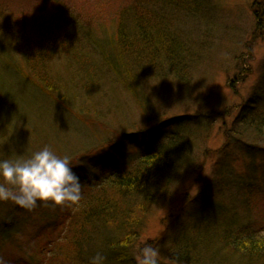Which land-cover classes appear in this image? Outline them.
I'll list each match as a JSON object with an SVG mask.
<instances>
[{
    "label": "trees",
    "instance_id": "1",
    "mask_svg": "<svg viewBox=\"0 0 264 264\" xmlns=\"http://www.w3.org/2000/svg\"><path fill=\"white\" fill-rule=\"evenodd\" d=\"M141 2L138 7H134L130 18L133 26L126 28L123 23L125 19L121 20L118 14L107 24L85 28L79 43H75L73 38H67L71 35L65 30L66 22L60 20L64 23V29L58 22V10L44 4L39 6L41 14L36 16L40 18L41 27L38 25L34 29L13 22L16 44L22 41L21 35L24 39L20 53L35 78H31V84L51 92L63 104H74V90L69 88L60 92L56 89V82L53 85L41 70L45 64L42 59L45 47H41L45 44L50 50L47 53L56 52L57 49L65 57H72L78 62L86 86L100 79L93 76L109 73L111 79L122 84L134 97L150 120L154 116L147 102L143 103L140 99L145 93L142 91L145 83L139 76L145 75L151 81H161L165 76L171 80L175 77L187 80L189 74H186V69L193 62L192 48L191 44L175 33L180 26H176L173 31L171 13L181 9L179 6L183 8V3L198 11L203 1ZM164 4L168 5V10ZM261 11L263 18L258 19L256 24L264 26V11ZM84 52L96 53L97 57H82ZM10 63L13 75L18 73L16 61L13 63L0 50V66ZM241 71L242 66L234 73L238 80ZM3 83L0 79V119L7 123L8 119L4 117L13 99L11 90ZM236 87H233V92L238 93ZM24 92L32 96L33 91ZM246 95V98L241 96L240 101L231 107H211L202 114L182 112L152 120L148 127L146 125L141 129L124 131L109 146L110 155L107 159H97L95 164L94 160H88L91 171L74 165L73 171L82 183V199L71 207L45 204L49 212H55L51 220L44 224L54 237L40 247L39 244L36 246L38 251L40 248L44 253L39 262L28 254L37 251L35 247L24 244L28 253L21 257L19 264L23 263L24 258L26 264H90L91 258L97 253L106 257L104 264H138L136 257L139 249L150 243H142L141 235L153 206L170 200L181 169L189 168L199 172L205 166L204 159L208 156L204 155L205 158L201 159L192 154L187 132L200 130L207 137V124L217 117L222 121L225 141L217 156L218 173L213 177L220 178L225 173H232L231 165L236 160L237 152L264 155V72L249 85ZM31 125L33 132H41L33 122ZM246 137L255 142L246 141ZM126 145H136L141 150L135 157L122 156ZM11 152L10 147L5 151L0 149V159L10 160ZM95 166L97 171H94ZM243 180L246 183H242ZM231 181H235V184L204 178L200 192L186 196L178 210L166 218L168 225L162 233H173L169 240L164 241L166 246V242H169L168 246L173 251L171 260L179 264H213V259L219 260L220 264L225 263L223 259L228 260L227 264H264V235L256 234L260 233V229L247 211L244 210L245 220L237 219L235 213V200L249 205L254 191L248 187L249 180L243 174ZM227 194L230 200L228 204L224 203V195ZM2 206L0 204V209ZM49 212L43 217H48ZM7 214V210L0 211V247L16 230L19 231L21 222L16 216L7 218ZM42 225L39 224L36 229ZM158 239L162 237L158 236ZM214 245L217 246L212 250ZM214 254L215 258H212ZM163 264L175 263L167 261Z\"/></svg>",
    "mask_w": 264,
    "mask_h": 264
},
{
    "label": "rangeland",
    "instance_id": "2",
    "mask_svg": "<svg viewBox=\"0 0 264 264\" xmlns=\"http://www.w3.org/2000/svg\"><path fill=\"white\" fill-rule=\"evenodd\" d=\"M43 1L46 0H0V50L13 63L16 61L18 70V73L13 75L11 63L0 66L1 82H5L11 90L13 99L11 102L13 104L9 106L10 109L4 117V119L7 117V123L0 119V149L2 151L8 147L12 149L10 160L27 159L32 153L47 146L60 156L67 155L72 164L91 171L88 160H94L93 164H95L97 159L99 161H102L103 157L107 159L110 155L109 146L113 145L122 132L141 129L146 125L148 127L152 120L182 112L202 114L211 107L215 109L231 107L240 101L241 96L247 97L249 85L264 72V26L256 24L258 19L263 18L261 9L264 11V0H202L198 11L183 3V8L179 6L181 9L172 11L171 26L174 32L176 26H180L179 31L175 33L183 38V41L191 44L193 62L188 65L190 68L186 69V74H189L186 76L187 80L176 77L171 80L165 76L161 81H151L145 75L139 76L145 83L144 88L142 87L145 93L140 99L143 103L147 102L154 117L149 120L134 97L122 84L111 79L109 73L93 76L100 79H97L98 82L95 81L93 85H87L90 86L88 88L78 62L72 57H65L64 53L57 49L56 52L47 53L50 50L48 45L44 44L41 48L45 47V53H41L45 64L42 65L41 70L50 82H56V89L58 88L60 92L69 88L75 92L74 104L66 105L58 101L51 92L31 84L33 83L31 78L34 80L35 78L32 77L29 66L26 67L27 64L20 53L24 39L21 35L22 41L16 44L12 23L34 29L38 25L41 27L40 18L36 16L41 14L39 6L44 4L50 6L48 7L50 9L58 10L60 16V19L57 18L58 22L64 29V23L60 22L64 20L67 24L65 30L71 35L67 38H73L75 43H79L85 28H96L101 23L107 24L118 17V14L121 20L125 19L123 23L126 28L133 26L130 18L134 7H138L142 2L141 0ZM166 4H164L165 9L168 10ZM57 46L61 49L59 45ZM82 55L94 59L97 57L96 53L94 55L91 52L87 54L84 52ZM240 66L242 71L238 80L234 77V73ZM235 86H238L236 87L238 93L233 92ZM26 90L33 91L32 96L24 92ZM212 115L216 116V114ZM214 119L207 124L208 132L205 134L207 137H204L203 131L200 130L186 133L191 141L192 154L200 156L201 159L205 158L204 155L208 156L204 159L205 166L199 172L189 168L181 169L170 200L154 205L146 221L141 242H150L148 244L155 246L159 253L158 264L167 261L179 264L171 260L174 254L168 246L169 242H166L167 246L164 243L173 233H162V231L168 225L166 218L178 210L186 196H194L200 192L204 178L209 181L215 178L218 182L230 181L231 184H235V181L231 180L239 174L247 177L248 187L254 191V194L249 205H243L235 200V213L237 219L245 220L244 210L247 211L250 219L260 229V233L256 234L264 235V155L253 156L237 152L236 160L232 161L231 165L232 173H225L220 178L213 177L218 173L217 156L225 141L223 123L218 117ZM31 122L41 132H33ZM246 138L248 142H255ZM124 149L122 156L135 157L141 147L126 145ZM96 168L97 166L94 171L98 170ZM242 183H246L245 180ZM224 198V203L228 204L230 202L228 194L224 195ZM0 202L3 205L0 211L7 210V218H11L12 215L21 221L18 226L19 231L12 232L11 238L9 237L10 239L0 247V257H3L6 264H19V260L22 261L21 257L28 253L23 245L28 244L33 245L37 250L33 251L34 254L30 252L28 254L34 261L39 262L44 253L40 248L38 251L36 246L39 244L40 247L54 237L44 224L51 220L55 212L54 214L52 210L49 212L45 204L27 210L11 201L6 204L5 201ZM48 212L49 216L43 217ZM39 224L43 225L36 229ZM31 233L35 234L30 235ZM158 236L162 239H158ZM216 246H212V250H215ZM212 258H215V254ZM213 260H211L213 264H220L219 260ZM222 261L225 262L224 264L228 262L227 259ZM26 263L24 258L22 264Z\"/></svg>",
    "mask_w": 264,
    "mask_h": 264
},
{
    "label": "clouds",
    "instance_id": "3",
    "mask_svg": "<svg viewBox=\"0 0 264 264\" xmlns=\"http://www.w3.org/2000/svg\"><path fill=\"white\" fill-rule=\"evenodd\" d=\"M67 155L60 156L49 147L27 159H0V201H11L32 210L41 204L71 207L82 199V183L73 171ZM158 251L148 244L139 249L138 264H158ZM106 257L97 253L90 264H104ZM0 264H6L0 257Z\"/></svg>",
    "mask_w": 264,
    "mask_h": 264
}]
</instances>
